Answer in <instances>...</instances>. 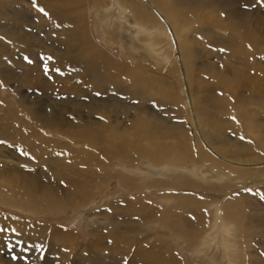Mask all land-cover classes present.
<instances>
[{"label":"bare ground","instance_id":"obj_1","mask_svg":"<svg viewBox=\"0 0 264 264\" xmlns=\"http://www.w3.org/2000/svg\"><path fill=\"white\" fill-rule=\"evenodd\" d=\"M0 1L3 3L6 0ZM7 1L16 3L20 0ZM35 3L37 7L44 8L48 13V16L44 14L42 16L44 22L47 23L46 28L51 32L49 38L57 32V35L62 37V41L63 37L66 39L65 45L70 44L68 48L63 50L52 44L46 48L45 56L53 58L49 61V66L60 69V72H69L74 69L78 72L75 78L90 84L96 90L119 87L121 89L122 80L130 84H137L138 90L136 92H127L122 88L128 94V98H133L135 102L140 103L147 96L154 97L156 98L155 101L163 107L170 104V107H173V112L178 113L180 117H183L185 111L188 113L184 121H176L173 122L172 126H169L166 121L164 122L162 118L159 119L157 115L142 113L136 109L135 114L129 116L125 122H121L110 116L111 111H109L106 104H101L89 110V113L102 115L101 119L76 110V113L68 118L69 120H63L53 114H46V111L39 112L28 103L23 102V95L17 94L12 100L0 95L2 106H8L11 112H15V114L17 111H23L24 108L28 114L27 116L32 118L31 128H23V131H19L18 135L22 137V142L25 139H34L43 146H50V151L61 155L65 163L71 161L77 167H84L85 164L91 165L88 168L91 172L88 174L91 175V179L96 176L97 180L94 178L96 182L93 179V181H90L88 174L81 176L82 183L80 184L82 186L88 187V183H92L91 191H84V193H103L108 190L109 169L111 168L108 164L113 159L115 162L117 160L123 162V165L120 166L121 179L119 184L122 189L128 190V193L143 188L140 183L144 175H149L146 179L147 186L172 187L174 190V192L162 194L164 205L159 204L160 202L155 203L149 197L143 195L133 197L122 193L116 198H111L106 206L107 209L103 208L97 213L95 212L96 215H100L99 212H101L103 216H93L95 226L93 225L89 229L91 237L87 243H84L80 236L77 237L73 234L72 230L63 231L56 228L51 236L55 235L63 240L68 248L87 249L94 256L98 255L96 241L98 240L100 244L103 242V245H105L104 242L110 239L112 245L109 251L119 252L122 257L129 255L130 260L127 258L122 260L124 264H133L137 259L141 260L140 258L142 260L139 264H187L177 255L175 248L173 249L168 244L169 241L164 239L165 236L161 237L160 224L165 228L167 227L166 230L168 231L176 229L181 232L180 236L179 233L173 232L168 239L174 240L177 245H182L183 241L181 239L183 237L185 248L194 250L197 256L196 261H208V264H216V261L214 256L208 258L206 255L207 247L212 248V246L217 245V242H222L223 246L227 244L228 256L233 258L238 250L235 248L238 239L241 242L242 238L248 240L258 235L263 236L264 233L255 231L253 228L256 227L254 218L256 214L254 208H250L249 201L244 197V193H246L244 190L255 186H257L256 189L264 188V81L261 80L262 82L256 83L258 81L256 79L254 80L256 84L253 86L254 91L262 96L261 109L258 106L259 104L252 111L246 109L242 101V93L243 88L247 86L245 78H247L246 71L249 65L244 64V68L235 66L228 72L226 70L224 73H219L217 83L218 86L222 84L221 87H218L221 95L219 102L207 105L204 96L199 91V95H197L195 89L190 86V79L192 77L191 80L193 81V74H195L190 65L195 60L197 52L194 49L195 47L191 48L193 44L190 45L189 32L193 29L192 31L196 30L202 34L207 29V25L209 27L212 24L204 21V24H199L195 29V23L191 25L189 22L183 23L181 21L179 11L181 8L186 9L188 12L195 11V9H202L201 7H214L219 4L224 18L220 20L221 24L217 27L221 33L222 31L228 32V35L234 38L238 36L236 39L239 38L247 45L242 55L245 60L248 59L246 56H251V54H254L253 52L264 56V20H256L255 16L256 19L248 14H239L233 8L231 10L228 7V10H226V5L224 6L220 0H170V5L166 0H117L114 4V11L118 12L116 16L121 24L117 28L122 32L132 31L131 39L134 51L138 52L142 48H146L149 54L152 52L160 54L159 59L157 54H152L153 58L155 57L158 60L156 63L158 70L154 72L156 76H151L149 68L140 67L134 64L135 62H129L116 56L106 47L107 41H111L113 44L120 43L116 41V37L113 38L107 34L108 26L106 23L111 19L109 16L114 11L111 12L106 0H35ZM20 4L23 6L22 3ZM94 10L99 12L101 22H105V26H102L105 40L97 37L98 32L92 25L90 18H92L91 15ZM128 13L135 19L136 28L126 24ZM103 17L104 19H102ZM1 19L3 17H0ZM214 28L215 24L208 30L214 31ZM0 35L1 39L2 37H8L11 42L14 41L16 43L15 49L28 51L29 42L25 36H20L18 32L6 29H1ZM1 39L0 44L2 45ZM60 40L61 38H59ZM142 40L147 41L143 42L148 44L144 46ZM5 42L7 43V41ZM120 45L124 52L130 48L126 43ZM250 45H253V47ZM201 67L199 69H203ZM177 70L181 71L178 73ZM257 74L258 78L262 76L260 72ZM178 75L182 77H178L180 83L175 77ZM3 77L6 78L4 74L0 73V81ZM120 77L123 79L121 80ZM169 85L173 86L172 91L170 88L167 89ZM248 88L250 89V86ZM111 107L115 108L116 106ZM202 108L215 110L224 120L222 122L207 120V122H204L205 118L201 117ZM175 118L177 119V117ZM64 127L80 128L79 132H75L72 136L68 132V136L73 144L85 145V148L87 146L86 150L73 148L68 142L53 139L54 136L49 134L54 129L63 130ZM41 128L45 130L41 131ZM226 128L232 130L235 134L234 139L229 138V135H224ZM129 130L133 131L130 132ZM34 132L39 135L37 139L33 134ZM25 133H28V135ZM226 144H231L232 148H227ZM229 153L233 156H230ZM6 157L8 159V156ZM99 157L104 165H108L107 168H102L103 166L96 161ZM143 158L148 160V171L140 169L139 164ZM95 162L98 163V168H100H97L96 174L92 169ZM191 162L193 167L190 168L187 164ZM3 179L4 181L7 180L6 178ZM7 182L6 187L12 192L16 193L20 190L24 193L27 201L22 204L27 205L26 208L29 207L30 209L29 204L35 198L31 186L29 184L27 186L20 184L21 186H19L18 181L16 183L15 179L11 178ZM252 190L255 191L253 188ZM186 192L190 193L186 194ZM88 196L77 197L78 204H81L85 200L84 198ZM49 200L50 208L52 206L55 208L57 203L55 198ZM16 201L12 199V202ZM60 201L62 202V200ZM178 201H189L195 212H200V208L204 203L207 204L208 211L210 207L214 208L212 224H203L199 232H197L198 227L195 230L194 225H192L194 228L192 226L187 227L183 220L184 217L175 212ZM9 203L11 204V201ZM121 210L131 214V217L119 218L115 212ZM135 216L140 217V222L145 221L144 226L147 228L140 227L141 224H134ZM10 219L12 220V218ZM118 220L119 222H116ZM103 239L106 240L101 241ZM198 240H202V247L193 249ZM249 251L246 250L244 255L247 256Z\"/></svg>","mask_w":264,"mask_h":264},{"label":"rangeland","instance_id":"obj_2","mask_svg":"<svg viewBox=\"0 0 264 264\" xmlns=\"http://www.w3.org/2000/svg\"><path fill=\"white\" fill-rule=\"evenodd\" d=\"M166 1L170 5V0ZM116 2L117 0H106V3L111 12L115 10L114 4ZM220 2H222L224 6L226 5V10H228V7L229 9L231 8V10L233 8L234 11L238 12L239 14H248L251 17L255 16L257 19L255 17L254 19L256 20H264V0H220ZM20 3H22L23 6H21ZM34 3L35 0H20L16 3H11L10 1L6 0L1 3L2 5L0 7H4L0 8V17H3V19L0 20V31L1 29L16 31L20 36H25L27 38V41L29 42V45L27 47L28 51L25 50L24 52V49H15L14 47H16V43L14 41L11 42L8 37H2V39L0 37L2 43V45L0 44V52L4 49L0 54V73L6 76V78L3 77V79L1 80V96L12 100L17 96V94L23 95V102L28 103L39 112L46 111V114H53L54 116H57L59 118L61 117L63 120H69L68 118L72 117L73 114L76 113V110L81 111V113L83 112L86 115H92L97 119H101L102 115L89 113V110L92 107L101 104H106V106L109 108V111H111L110 116L114 120H118L121 122H125V120L129 118V116L135 114V112H137L136 109H138L142 113L145 112L157 115L159 119L162 118L164 122L166 121L169 126H172L173 122L185 120V117L188 116L187 111L184 112L183 117H180L178 113L173 112V107H170V104L166 107H163L155 101L156 98L154 97L152 98L147 96L143 98L140 103L135 102L133 98H128V94L125 93L123 89H125V91L127 92H136L138 90V85L130 84L129 82L122 80L123 78L121 79V77L120 79L123 83L121 87L123 89H120L119 87L115 89L105 88L103 90H96L90 84L84 83L82 82V80L75 78V76L78 75V72H76L74 69L70 70L69 72L61 71L63 75L57 73L55 70L50 72L48 75H45L43 65L45 62L49 64V61H45L44 59H42V57H46V48L52 44L63 50L68 48L70 44L65 45L66 39L63 37L62 41V37L57 35V32H55V34L51 38H49V33L51 32L48 28H46L47 23L44 22V17L42 16L43 13L38 11L39 7H37L36 3ZM220 7L221 6L217 4L214 7H201L202 9H195V11L191 10L188 12L184 8H181L179 11L181 15V21H183V23L189 22L191 25L195 23V29L199 24H204L206 21L210 22L212 25L215 24L214 31L211 29L208 30V28H212V25L209 27L207 25V29L203 31L202 34L198 33L196 30L192 31L193 29L189 32V38L191 39V42H193H190V45L193 44V46L191 45V48L195 47L194 49L197 52L195 54V60L193 58L195 62H191L190 65L193 69V72L195 73L193 74V81L191 80L192 77L190 79V86H192L197 93L199 91V93L204 96V100L206 101L207 105L218 103L221 96L219 93L220 89L218 87L222 86V84L218 86L217 83V80L219 79V73H224L226 72V70L228 72V70H232L235 66L244 68V64H246L249 65V68L246 71L247 78L245 79L247 86L243 88L244 90L242 93V101L244 102V107H246V109H249L250 111H252L253 108L258 104L259 108L261 109L260 101H262V96L254 91L253 86L256 83L264 81V56L260 55V53L253 52L254 54H251L252 57L246 56L248 59H243V50L246 49L247 45L244 44V42L239 38L236 39L238 36L234 38L229 36L228 32L225 33L223 31L222 34L217 27L221 24L220 20L224 18L222 11H220ZM115 12L116 11L112 12L113 14L111 13V15L109 16L113 24H111L110 20L106 23V25L108 26L107 34L113 38L116 37V41L120 43L113 44L111 41L106 40V47H108L109 51L116 56L122 57L129 62H135L134 64L140 67L144 66V68H149L151 76H156L154 72L158 70V66L156 64L158 60L155 59V57L153 58L152 54L156 55L158 52H152L151 54H149L146 48H142V50L135 52L132 48V31L122 32L119 28H117V26L121 24L120 22H118L119 19H117L116 16L118 12ZM127 15L128 20H126V24H129L133 28H136L137 26L133 16L129 13ZM91 17L92 18L90 19L92 20V25L98 32L97 37L101 40H105L102 33L104 31L102 26H105V22H101L102 20L99 17V12L94 10ZM102 19H104V17ZM109 26L112 28L111 30ZM134 34L137 33L135 32ZM59 38H61L60 41ZM5 41H7V43ZM9 41L11 44L9 43ZM143 41H147L142 40L143 45L146 46L148 43H144ZM121 43H126L130 48L124 52L120 45ZM251 47H253V45ZM221 49H223V51H221ZM25 56L33 61V63H28L24 59ZM157 58H160V54H157ZM200 67L203 69H199ZM51 68L56 69L55 67ZM194 69H196V72L194 71ZM180 71L181 70H177L178 73ZM259 72L262 75L260 78L257 77V73ZM179 76L180 75L175 77L176 80H179L178 82L180 83V78H178ZM256 79L258 81H256L255 83L254 80ZM249 86L251 90L248 88ZM169 88L172 91L173 86L171 87V85H169L167 89ZM97 93H100V95H97ZM199 93L197 95H199ZM114 105L116 106L115 108L111 107ZM91 112L93 111L91 110ZM202 112H204V114H202ZM215 112V110L210 108L208 110L202 108L201 117L205 118L204 122H222L224 118L221 117L217 112ZM27 115L28 114L24 110V108L23 111H17L15 114V112H11L8 106L6 107L0 104V140L6 142L5 144H0V176H3L2 178L0 177V191H2L0 192V219L2 218L0 221V229H3V231H0V264H124L122 260L124 258L129 259V255L122 257L119 252L117 253L113 250L109 251L112 245L108 242L110 241V239L108 241L106 239V241L104 239L101 240L105 241V245H103V242L101 241H99L101 242V244L98 243V240L96 241L97 243L95 242L97 245L93 243L97 246L96 248L98 254L97 256H94L87 249L77 250L70 247L68 248L67 246H65L63 240L59 239L55 235L51 236V233L53 234V231L56 228H59L63 231L72 230V233L74 232L73 234L77 235V237L80 236L81 240L84 243H87L89 242L91 237L89 229L93 227V225L95 226L92 218L94 215L96 217H98L99 215H96L95 212L97 213L100 209L106 208L111 198H116L122 193L129 194L133 197L137 195H143L145 197H149L155 203L160 202L159 204L164 205L162 194L171 193L174 192V190L172 189V187L161 188L153 185L147 186L146 179L149 175H144V180L142 179L140 183L143 188L128 193V190L122 189L119 184V181L121 179L120 166L123 165V162L118 160L115 162V160L113 159L108 164L111 167L109 169L108 190L103 193H84V191H91L90 189L92 183L89 182L88 187L82 186V184H80L82 183L81 176L85 174L87 175L89 172H91V170L88 169L91 167V165L85 164L83 165L84 167H77L75 166L74 162L70 161L65 163V160H63V157L61 155L50 151V146H43V144L36 142V140L34 139L29 138V140L25 139L22 142V137L18 135L19 131H23V128L30 129V125H32V118ZM7 116H9L10 118H7ZM175 117H177V119ZM42 130L45 129L41 128V131ZM60 130L54 129L53 132H49V134L54 136L53 139H57L59 141L62 140L66 143L68 142L71 147L73 146V148L86 150L87 146L85 148V145L73 144L71 142L72 140L68 136V132H70L69 134L70 136H72L73 134H75V132H79L80 128L64 127L63 130ZM129 131L132 132L133 130ZM62 133H64L65 135H63ZM25 134L28 135V133ZM33 134L36 139L39 137L37 132H34ZM224 135H229V138H233L235 134L232 132V130L226 128ZM9 145H12L13 147H9ZM226 147L232 148V145L226 144ZM19 150H23L30 155L22 156L19 154ZM229 155L233 156L231 153H229ZM6 156H8V159ZM96 161L101 166H103L102 168H107L108 165H104L100 157L97 158ZM97 162H95L92 166L94 174H96L98 169H100L98 168L99 165ZM188 165L190 168L193 167L192 162L187 164V166ZM139 166L141 170L148 171V160L146 158H143ZM87 176L90 181L94 180L96 182V176H94L96 180L94 178H92V180L91 175L89 176V174ZM3 178H8L9 180L7 179L5 180V182ZM10 178L15 179L16 183L18 181L17 184H19V186H23L24 184L25 186H27L28 184L31 186L33 197L38 200L34 198V202L32 201L31 204H29L30 209L29 207L26 208L27 205L22 204L27 201V198L25 197L24 193H22V191L18 190V192L14 193L12 192V190L6 187V185L8 184L7 181H10ZM70 182L74 184L72 185ZM252 188L255 191H253ZM256 188L257 186L250 187L249 189L244 190V192H246L244 193V197L249 201V204L251 205V207H248L254 208L253 210H255L256 215L254 216V218L256 227H253L254 230L258 232L261 231L263 234L264 188ZM189 193L190 192H186V194ZM66 195L68 196V199ZM82 195L89 196L87 198H84L85 200L81 202V204H78L77 197L81 198ZM11 197L13 200L17 201L12 202ZM51 197L55 198L57 202H55L56 205L54 204L55 208L53 206L52 208H50L51 206L49 205V199H52ZM60 200H62V202ZM9 201H11V204L9 203ZM90 201L91 203H89ZM64 202H67L69 205H66L67 203L65 204ZM204 204L202 208H200V212H195V210H193V205L189 201H178L175 212L176 214L180 213L181 215H179L181 217H184L183 220L185 221L187 227H191L192 225H194L195 230L198 227L199 230L197 232H199L202 229L201 227L203 226V224L210 225L213 222L212 220L214 216V208L210 207L208 211L207 204ZM99 213V217H102L103 214L101 212ZM115 214H117L119 218L131 217V214H128L124 210L115 212ZM4 217L7 219L4 220ZM10 218L16 221H12ZM116 222H119V220ZM144 222L145 221L140 222V217L135 216L134 224H141L140 227L147 228L146 226H144ZM159 226L162 231H160V233H162L161 237L165 236L164 239L169 241L168 244L172 246L173 249L175 248V252L184 262H186L187 264L209 263L208 261H198V263L196 261L197 256L194 250H187V248H185V241L183 237L182 239L180 237V239L183 241L182 245H177L174 240L170 238L168 239V237L171 236L173 232L179 233V236L181 235V232H178V230L176 229H173L172 231L169 230V232L168 230H166L167 227L165 228L162 224H160ZM194 227L192 226V228ZM237 233H239V231H237ZM259 236L260 235L254 238L252 237V239L250 238L248 240L242 238L241 242H239L238 239L235 243V248L236 250H238L233 258H229V252L227 251L228 245L226 244L223 246L222 242H217V245L212 246V248L207 247L208 250L206 251V255L208 256V258L214 256L216 264H264V234L263 236ZM201 242L202 240H198L195 246L193 245V249L201 248ZM146 244L148 245L149 243ZM246 250H251L249 251V254H251H248L247 256L244 255V252ZM13 257L16 258L14 259ZM140 259L142 260V258ZM141 260L137 259L133 264H139Z\"/></svg>","mask_w":264,"mask_h":264},{"label":"snow or ice","instance_id":"obj_3","mask_svg":"<svg viewBox=\"0 0 264 264\" xmlns=\"http://www.w3.org/2000/svg\"><path fill=\"white\" fill-rule=\"evenodd\" d=\"M38 11L43 13L45 16H48V13L44 10V8H38ZM57 27H59V25H57ZM221 51H223V49H221ZM24 59L30 64L33 63V61H31L27 56H25ZM42 59H44L45 61H50L53 58L52 57H42ZM43 69H44L45 75H48L53 70H55L57 73H60L61 75H63V73L60 72V69H58V68L53 69V68L49 67V64L47 62L44 63ZM49 78H51V77H49ZM0 84H2V82H0ZM97 95H100V93H97ZM233 119H235V118L233 117ZM241 139H243V137H241ZM5 143H6L5 141L0 140V144H5ZM9 147H13V146L9 145ZM19 154L22 156H29L30 155L29 153L24 152L23 150H19ZM33 159H34V157H33ZM33 171H34V169H33ZM0 231H3V229H0ZM109 243H111V241H109ZM13 258L15 259L16 257H13Z\"/></svg>","mask_w":264,"mask_h":264}]
</instances>
